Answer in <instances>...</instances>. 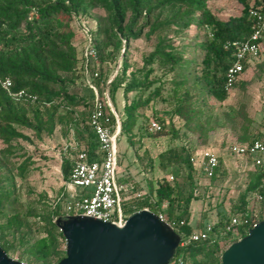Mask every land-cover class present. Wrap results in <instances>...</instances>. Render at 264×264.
<instances>
[{"label": "trees", "instance_id": "obj_1", "mask_svg": "<svg viewBox=\"0 0 264 264\" xmlns=\"http://www.w3.org/2000/svg\"><path fill=\"white\" fill-rule=\"evenodd\" d=\"M241 1L245 4L242 14L228 15L222 19L210 11L206 0H0V78L11 79V91L26 89L37 96L35 101L16 100L0 86V141L4 145L1 154L4 155L6 162L19 176L24 175L31 163L28 156L19 163L11 161L10 156L15 149L13 143L19 139L30 140L29 136L18 127L31 130L32 136L37 138L42 135H51L58 122L66 123L65 130L62 129L63 133L67 131L73 136L76 134L81 137L83 130L90 132L88 113L91 101L89 102L84 96L72 93L70 91L72 86L68 84L70 79H78L85 87L77 68L76 46L71 41L74 32L59 14H65L71 19L81 18V14L89 5L99 6L107 12L108 19L104 30L107 39L112 43L109 54L112 55L121 48V60L113 79L106 84L107 80L99 72L96 82L99 87L104 84L109 87L108 96L112 103H114L115 89L122 86L124 102L123 115L118 114L119 136L123 135L125 140L131 143L136 136L137 108L146 105L152 97L141 100L139 96L128 100V94L137 90L141 92L151 86L152 80L148 78L153 72L151 65L155 61L180 75V80L175 83V86L181 89L189 86V75L196 76L194 78L197 80L193 81L191 88L182 91L174 113L185 122L194 118L195 124L193 123L194 125L189 128L199 135L206 134L212 128L209 119L201 120V109L194 107L193 102L198 98L199 87L205 89L218 101H223L227 97L228 90L224 86L225 71L233 61V46L230 43L250 35L252 18L249 15V9L264 6L257 0H254L251 6H248L245 0ZM192 24L204 28L207 35L203 42L204 52L200 63L192 59H184L181 55L183 51H178L175 46L167 42L165 36L161 35L168 29L176 33L183 32ZM19 28H22L20 33L10 34ZM143 28L157 34L158 42L144 57L140 70L141 77L137 78L134 74L128 73L126 51L129 39L141 37ZM96 52L97 59H101L100 50L97 47ZM250 61L243 62L242 72L249 66ZM197 66L200 67L199 74L195 71ZM127 74L128 77H126ZM238 80L239 78L233 86ZM152 93L156 96L160 95L158 88H155ZM78 106H82L87 115L81 122L78 119ZM59 109H63L65 115L58 117ZM111 117L113 119L112 114ZM154 119L164 130L166 120L162 117ZM245 120H247L246 117ZM77 122L82 129L72 128V124ZM247 126V123L243 126L244 132L247 131ZM261 136H264V133L258 137ZM252 139H248L247 135L241 137L243 143ZM79 142L70 138L64 150L72 151L80 144ZM82 147L90 155L95 154V146L92 147L89 142L85 141ZM144 154L147 155L145 150L142 155ZM75 155L74 152V155L63 153L61 156V171L65 181L69 179ZM158 160L162 168L166 166V160L184 163L187 167V177L192 181L194 168L190 155L182 152V149H166L159 153ZM148 165L152 166L151 159H148ZM255 168H257L256 171L248 180L244 191L238 196V203L234 207V213L240 219L248 218L249 222L234 227V232L229 231L226 230L229 216L219 213V218L213 222L214 239L197 240L184 246H177L173 259L180 258L181 264H188V261L191 264H219L218 254L222 251V247L227 242L229 245L235 241L232 233H240L244 236L254 221L264 219V163ZM215 175L216 172L209 178ZM3 184L4 180L0 176V210L11 207L14 202V196L2 187ZM62 189L63 186L61 191ZM194 190L195 188L191 185L189 191L184 193L176 181L171 183L165 179L156 186L149 182L146 197L138 200L139 208L147 207L158 212L160 203L166 200L167 217L176 221L184 220L183 225L171 231L177 235L190 233L194 230L189 223V205L195 198ZM252 198L261 200L262 208L258 213H252L249 208L248 204ZM149 199H152L153 203ZM12 211L13 213L7 217L6 226L12 228V233L15 235L19 234L20 244L25 245L24 250L33 261L48 264L49 260L56 259L57 262L65 255L64 249L59 247L60 240L64 238L56 224V219L69 215L53 207L34 212L40 224L38 229L42 234L34 241L28 242L21 234L23 214L15 208Z\"/></svg>", "mask_w": 264, "mask_h": 264}, {"label": "rangeland", "instance_id": "obj_2", "mask_svg": "<svg viewBox=\"0 0 264 264\" xmlns=\"http://www.w3.org/2000/svg\"><path fill=\"white\" fill-rule=\"evenodd\" d=\"M253 1L245 0V3L251 6ZM257 1L264 5V0ZM206 5L213 14L222 19L228 15L242 14L245 7L241 0H206ZM59 16L74 32L71 41L76 46V57L80 55L83 41L81 25L84 24L89 29L92 41L101 54V59L96 61V67L104 79L109 81L113 79L120 65L122 49L120 48L112 55L109 54L112 43L107 39L104 30L107 25V12L99 6L89 5L86 11L81 14V18L71 19L65 14H59ZM21 31L22 28H19L10 34ZM161 35L165 36L167 42L175 46L178 51H183L181 55L184 59H192V61L200 63L204 52L203 42L207 38L204 28L192 24L183 32L176 33L174 30L168 29ZM121 42H123L122 39ZM157 42V34L150 33L147 28H143L141 37L129 39L126 51L129 64L128 73L134 74V77L137 78L141 77L140 70L143 59L154 49ZM151 66L153 72L148 78L152 80L151 86L141 92L137 90L128 94V100L136 99L139 96L141 100L147 97L152 98L146 105L137 108L136 136L131 140V143H128L123 135L117 138L119 173L121 179L128 177L134 181L138 188L143 189L146 195L149 182L156 186L163 179L171 183L176 181L184 193H187L192 185L195 188V198L189 205V223L192 229H199L202 225L218 219L219 213L229 216L235 211L234 207L238 203V196L244 191L248 180L257 169L248 160L231 154L228 151V146L234 142H242L241 137L244 135H247L248 139H252L264 133V39L261 41L258 56L249 62V66L240 74L238 82L227 91L225 100L218 101L205 89L199 87L198 98L193 102V106L201 109V120L209 119L212 126L203 135L190 130L189 126L195 124L194 118L185 122L174 113L182 91L191 88L193 81L197 80L194 78L196 76L189 75V86L181 89L175 86V83L180 80V75L176 71L159 65L157 61ZM195 71L199 74L200 67L197 66ZM68 84L72 86L70 89L72 93L84 96L89 102L91 101L90 91L83 87L78 79H70ZM121 87H117L114 91V103L110 101L117 115L120 116L123 115L122 105L124 102ZM155 88L159 89V96L153 95L152 91ZM101 91L108 95L109 87L105 84L101 85L99 93ZM85 111L82 106L77 107L79 122L87 116ZM62 115H65L64 110L59 109L58 117ZM155 117H162L166 120L164 130H160L163 132L151 130L149 125L146 126L150 119ZM246 123L247 131L244 132L243 126ZM65 124V122H58L51 135H42L38 138L32 136L31 130L18 127L29 136L30 140H16L13 143L15 149L10 157L14 163H19L26 156L31 159L23 176L17 175L4 159V155L1 154L4 145L0 141V176L4 180L2 187L14 196L12 206L0 210V246L9 257L26 264L44 263L32 260L24 250L25 245L20 244L19 234L15 235L12 233V228H7V217L13 213V208L20 211L23 214L21 234L24 239L28 242L37 239L42 232L38 229L40 224L37 222L34 212L52 207L62 212L60 201H56L65 182L61 171L62 154L74 155V152L76 154L85 141L89 142L92 147L95 146L91 130L90 132L83 130L81 137L76 134L73 136L71 132H62V129L65 130ZM75 127L82 129L78 122L72 124V128ZM70 138L74 141L79 140L80 144L72 151H65L66 143L70 141ZM166 149H182V152L190 155L194 168L192 181L187 177V167L184 163L166 160L164 168L159 165L158 155ZM144 150L147 155H142ZM207 150L217 155L219 161L216 175L213 178L207 177L198 167L203 152ZM148 159L152 160L151 167L148 165ZM70 190L82 192L84 189L71 185ZM131 203L135 206L133 211L141 209L138 200L132 199ZM248 205L252 213H258L262 208L261 200L254 198ZM126 211L128 215L133 212L129 209ZM160 211L167 216L166 200L160 203ZM232 237L237 241L242 236L240 233H232ZM227 243L218 254L220 257L223 250L232 242L229 245ZM64 245V239H61L60 249H64ZM57 262L56 259H53L47 263L56 264ZM188 264L191 262L188 261Z\"/></svg>", "mask_w": 264, "mask_h": 264}, {"label": "built area", "instance_id": "obj_3", "mask_svg": "<svg viewBox=\"0 0 264 264\" xmlns=\"http://www.w3.org/2000/svg\"><path fill=\"white\" fill-rule=\"evenodd\" d=\"M249 15L252 18L250 35L245 39L234 40L233 61L225 71V88H232L234 82L243 71V62L258 56L261 41L264 39V6L251 7ZM82 26L83 41L78 56L77 68L85 87L91 93V107L88 113V123L95 141V154L90 155L85 148H81L75 155L69 179L64 182L63 189L57 196L62 212L70 216H91L103 221H110L119 226L123 225L128 213L133 211L132 199L146 197L143 189L138 188L134 181L125 177L121 179L118 166L117 138L120 131L119 117L114 110L107 93H99L96 79L99 70L96 67L97 52L87 27ZM228 45V44H226ZM225 45V46H226ZM109 80L106 81V84ZM9 77L0 78V86L16 100L35 101L37 96L26 89L11 91ZM113 116V119L111 117ZM149 129L160 131L161 125L155 119H150ZM228 151L238 157L251 162L252 166L264 163V136L255 137L247 143L234 142L228 146ZM219 165L217 155L211 151H204L198 167L207 177L216 172ZM80 186L84 190L77 192L70 190V186ZM152 202V199H149ZM147 208V207H144ZM154 212V211H153ZM171 230L183 225L184 220L178 221L167 217L163 212H154ZM248 218L240 219L234 212L230 213L226 230L247 224ZM257 222L254 221L249 227ZM248 227V228H249ZM213 222L202 225L201 228L190 233L178 234L177 246H184L197 240H213ZM170 264H181L180 258L171 259Z\"/></svg>", "mask_w": 264, "mask_h": 264}, {"label": "water", "instance_id": "obj_4", "mask_svg": "<svg viewBox=\"0 0 264 264\" xmlns=\"http://www.w3.org/2000/svg\"><path fill=\"white\" fill-rule=\"evenodd\" d=\"M65 255L56 264H170L179 237L148 208L131 212L123 225L91 216L58 217ZM0 264H26L0 246ZM219 264H264V219L221 253Z\"/></svg>", "mask_w": 264, "mask_h": 264}]
</instances>
